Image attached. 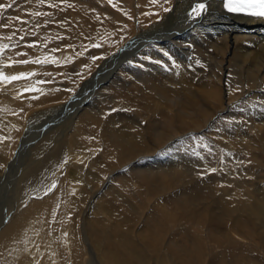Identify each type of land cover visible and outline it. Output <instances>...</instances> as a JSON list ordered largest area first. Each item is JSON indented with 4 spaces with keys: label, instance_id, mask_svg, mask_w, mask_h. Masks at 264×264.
<instances>
[{
    "label": "bare ground",
    "instance_id": "1",
    "mask_svg": "<svg viewBox=\"0 0 264 264\" xmlns=\"http://www.w3.org/2000/svg\"><path fill=\"white\" fill-rule=\"evenodd\" d=\"M197 1L203 0H157L156 3H152L151 0H44L43 3L40 0H13L14 4L10 3L11 7L0 9V32L3 25L10 24L7 29L4 27L5 32L10 34L11 23L13 26L16 23L19 25L22 23V26L27 25L32 33L67 34L69 39L64 40L65 43H72L77 49H74L77 51L74 52L76 55L68 51L71 50L70 48H66L67 52L64 51L65 53L63 52L62 55L59 52L60 55L57 54L58 57H55L53 64L46 68H42L41 65V68H37L32 64L21 66L23 70L28 69L24 72H27L29 77L27 82L29 83L30 80V87L34 92L28 93L29 90H25L28 92H26L23 101L20 98L13 100L11 96L10 99L5 98L11 92H8L6 86H2L5 83L0 81V98L3 99V103H0L10 106L9 113L11 111L14 114V117L8 120L7 117L4 119V116L0 115L2 117L0 120L3 121L5 129L11 122L14 126L13 130L16 132L12 136L11 142L0 141L2 154L6 156V159L2 160L3 173L6 174L5 176H11L12 170L16 169V163L19 161L17 158L20 157L24 148L32 146L33 143H35L36 152L38 151L40 155L44 154L45 149H42L40 145L44 146L48 143V138L54 136L53 131L62 132L63 134L60 135L66 134L69 142H73L72 145L75 147L84 146L83 149L85 148V156L80 154L84 160L81 166H74L70 172L69 169L73 166L71 162L70 165L68 164L64 176L58 175L59 170L54 173L58 175V178L54 175L56 182L53 184L55 188L52 191L41 193L42 198H33L31 195L32 199L26 200L24 206L18 205L15 210L12 209L9 217L7 216L8 211L3 210L5 207L0 209V264H127L130 256L124 258L123 253L120 252L125 249L122 246L113 242L118 245L114 248L111 246L112 244L103 243L106 246L104 250H100L101 247L97 240L92 243L88 239L84 232L86 229L82 228L85 220L80 212L83 207H81L83 204L81 201L89 207L91 201L97 197L96 192L102 190V196L107 197L102 204H105V207H112L110 204L116 200V196H113L114 194L111 196L109 193L111 188L108 185L112 180L118 178L117 175L122 181L118 184L121 189H123L124 182L129 180V176L132 181L139 180L140 183L149 187H156L160 180L169 181L172 176L181 175L184 172L190 173L191 171L186 170L193 167L199 166L208 169L213 162L209 155L210 151H205L204 148L198 146L199 144L203 146L200 143L203 141L199 138L197 142H190L189 136L193 135L192 133L195 131L206 135L205 132H210L212 129L222 136L225 135L227 140L225 142L228 143V146L230 145L229 148L234 146L241 150L240 152L236 151L239 152V162L237 163L240 164L238 167L245 165L241 161L246 157L254 158L253 161H255V163L251 162L253 167H249L250 170L247 171L246 167H243L233 177H231L232 170L226 168V171H222L223 176L220 177L217 174L218 177L224 178L226 186L232 185V187L226 189L227 191L224 190L220 213L218 217L216 215L214 218H219L226 231L230 230L229 227L234 225V222L237 223L239 218L238 220L234 218V208L226 204L230 197L229 200H234L233 203L237 206L243 204L244 201H250L254 203V206L256 204L255 208L257 207V209L253 210H255V214L256 211L257 213L262 212L263 215L261 213L259 217L264 220V196L263 198L257 196L258 201L256 197H253L257 191L259 194L262 192L260 187L263 186V182L259 181L263 179V176H256V171H253L262 165L258 163L261 157H259L260 154L254 144L264 143V17L229 13L222 6V0H210L211 12L202 21L187 30L184 35L171 40L170 38L178 32L180 26L189 20L191 8ZM0 4H2L1 1ZM51 5L56 6L52 7ZM68 7L73 11L67 10ZM164 9L170 10L165 11ZM56 11L58 14H55ZM3 15L5 18H2ZM17 28L19 27L17 26ZM15 29L11 32H15ZM28 29L24 30L29 33ZM20 34L22 33L20 32ZM29 37L23 36L20 41L18 37L14 38L17 40L16 43L9 38L7 42L4 41L3 44L8 46L18 48L20 45L19 49L5 51L4 57L10 63H14L16 58H31L34 61L36 58V53L33 52L34 48L27 47L31 41ZM0 38L2 39L3 36ZM41 48L39 46L36 49L40 51ZM44 49L51 50V46ZM1 54L0 52V56ZM131 56L134 58L129 59ZM115 61L119 63H114ZM114 64L117 67L113 66L114 69H110ZM121 65L123 66L121 67ZM38 77L42 81L49 78L51 82L43 84L37 79ZM97 80L99 81L97 82ZM98 83L107 84H100L101 87L94 95V100H91L90 97L96 91L95 85ZM30 87L25 88L30 89ZM90 88L93 89L92 95L87 94L91 92ZM116 95L123 96L124 100L120 102L125 108L131 106L133 101L139 102V99L144 97L146 99L143 101L144 103L148 102L155 107L159 106L160 109L154 113L151 112L153 115L141 111L139 114L135 112L131 116L124 114V117L121 111L122 113L119 114V117L116 116L114 121L120 122V118L123 117L125 123L115 129L112 126L115 123L112 121L108 123L104 118L107 110L111 107H105L103 101L106 96L114 97ZM68 108L74 109L72 118H70L71 113L64 111ZM118 108L120 109V107ZM3 109L5 110V106ZM154 110L156 109L154 108ZM37 117H42L44 123L48 122V128L33 134L32 121ZM63 120L67 122L62 128L60 124ZM7 124L9 125L7 126ZM98 131L102 132L100 136L102 142L99 141L100 143L94 141L95 137L90 140L88 135V137L84 136L89 134L99 137L96 133ZM148 132L153 133L152 140ZM177 141L179 142L177 143ZM156 143L162 144L163 147L161 145L157 149L156 145L158 144ZM183 143L185 146L180 148ZM100 146L101 148L98 149ZM164 147L168 149L167 151L165 148V156L158 151ZM218 150L221 151L220 148ZM73 154L79 155L76 151H73ZM40 155L33 157L35 160L30 161V158L27 157L28 161L22 164L21 168L18 166L20 170L15 173V175L17 174L16 180H13L16 186L20 185V189L24 188L28 176H31L32 179L38 176L39 166L44 164L47 159ZM217 155L219 156V154ZM77 158L79 159V156ZM178 163L185 165L184 167L178 166ZM122 165L126 167V171H131L132 168L128 177L127 174H125V178L122 177L126 173L120 169ZM49 167L54 170L52 163ZM81 167L86 168V173H82L84 169L81 170ZM67 170L71 174H68ZM196 171L194 173H197ZM252 172L255 174V178L253 176L250 180L247 175H251ZM217 175L214 174L212 177L215 179ZM255 179L257 180L254 181ZM106 182L108 183L102 186ZM223 184V181L217 180V183L212 186L221 188ZM190 186L186 188L184 185L185 189L180 193H194L198 197L200 192L198 194L196 192L197 185ZM199 186L201 187V185ZM123 193L126 192L123 191ZM15 198L17 197L15 196ZM171 202L176 201L172 200ZM159 204H157L158 207H160ZM209 205H207L208 211L201 210L200 213L194 211L191 214H198L204 221L205 216L210 213V209L212 210V207L209 209ZM150 209H153L152 213L154 214H151L148 219H144L145 222L148 221V225H153L155 219L156 222L157 220L167 222L166 218H161L167 216L164 210L163 214L155 215L158 210L154 207ZM215 211L217 213L219 210ZM240 214L244 219L242 223L249 229V214L242 215L241 212ZM192 216L196 218L195 215ZM196 221L198 222L197 219ZM211 229L212 227L209 230ZM186 232L185 235L183 234L184 241L189 243L192 240L198 245V248L190 246L192 245L190 243L186 246L176 245L188 256V264H262L263 262H259L258 256L248 252L250 250L237 251L244 246L239 244L238 239L229 242L230 247H227L229 256L225 258L228 261L224 259L225 255L222 256L220 253L210 258L205 250L206 241L199 229L193 227L192 231ZM190 232H193V236L190 235ZM172 235L173 233H171ZM229 236H231L230 233ZM172 239L174 238L168 237V242L163 241L169 244L172 243ZM251 248L253 249V247ZM114 249L119 251L116 252ZM223 253L225 254V252ZM211 254L214 255L213 252Z\"/></svg>",
    "mask_w": 264,
    "mask_h": 264
},
{
    "label": "rangeland",
    "instance_id": "2",
    "mask_svg": "<svg viewBox=\"0 0 264 264\" xmlns=\"http://www.w3.org/2000/svg\"><path fill=\"white\" fill-rule=\"evenodd\" d=\"M1 3L3 5H9L10 3L11 4H14L12 3L13 0H0ZM6 8V7H5ZM70 11H73L72 8H69L67 10ZM1 13V11H0ZM55 14H58V12L56 11ZM6 15V14H5ZM5 15H3L4 17L2 18H5ZM5 20V19H4ZM24 21V20H22ZM10 25V24H9ZM8 25V26H9ZM5 27V29L8 28ZM17 26L19 28H17ZM3 29V33H2V30H1V34H0V37L3 36V38L1 39L0 38V44L2 45L4 43V41H8V38L10 37L11 40H13L15 43H16V39L14 38H17L18 37V40L20 41V39L23 37V36H30L29 38L31 39V41L29 42L28 46L29 45H32L31 47H29L30 49L34 48L33 52L36 53L35 56L36 58L34 59V61L31 59V58H16L14 60V63L10 61H8L6 59V57H4L5 55V51H9L10 49H16L17 47L15 46H11L9 48H6L3 50V52H1L3 54V57H2V54L0 56V67L2 66V68H0V72H3L5 75L7 76H12V75H20L21 73H23L24 71H27L28 69L25 68V70H23V66L25 67V65H34L35 67L37 68H41V66H43L42 68H46V67H49L53 64V60H55V57H58V53L61 52V55L64 54L65 52H67V49H71V50H68V51H71V54H73L74 52L76 53L77 49L74 48L75 46H73L72 43H65L64 40H68V35L67 34H58V35H54V34H45L43 35L42 33L40 34H37V33H32L30 31V28L28 29L27 28V25L25 26H22V23L19 25L18 23H16L15 26H13V24L11 23V31L13 29H15V32H11L10 31V34H7L4 29V27H2ZM24 29H28L29 30V33H27V31H25ZM18 30V31H17ZM22 30V31H21ZM25 31V32H24ZM17 32V33H16ZM20 32L22 34H20ZM26 34H24V33ZM19 33V34H18ZM45 33V32H44ZM52 33V32H51ZM12 34V35H11ZM7 35V36H6ZM22 35V36H21ZM67 35V36H66ZM6 36V39H4ZM9 36V37H8ZM16 36V37H15ZM40 36V37H38ZM53 36V37H52ZM8 37V38H7ZM62 37V38H61ZM33 38V39H32ZM36 38V39H35ZM47 39V40H46ZM52 39V40H51ZM3 40V41H2ZM49 40V41H48ZM34 41V42H33ZM36 41V42H35ZM56 41V42H55ZM22 42V41H21ZM20 42V43H21ZM32 42V43H31ZM40 42V44L42 43V45L38 44ZM43 42H45V44H43ZM19 43V42H17ZM34 43V44H33ZM38 45H37V44ZM53 43V44H52ZM22 44V43H21ZM62 44H66L65 46L62 45ZM17 45V44H16ZM49 45L51 46V50L50 49H44V48H48ZM39 46H41L42 50L38 51L36 48H38ZM20 47V45H19ZM19 47L17 49H19ZM64 47V49H63ZM54 48V49H53ZM67 48V49H66ZM36 49V50H35ZM44 49V50H43ZM76 49V50H74ZM49 50V51H48ZM52 53H51V52ZM65 51V52H64ZM40 52V53H39ZM64 52V53H63ZM74 53V55H76ZM57 55V56H54V55ZM60 55V53H59ZM53 56V57H52ZM83 57L85 55H82ZM134 56V55H133ZM136 56V55H135ZM39 57V58H38ZM41 57V58H40ZM3 58V59H2ZM51 58V59H50ZM54 58V59H53ZM131 58H134V57H129V59ZM31 59V61H30ZM21 60H29L30 62L27 63V64H23V63H19V61ZM37 61H45L47 60L48 62L44 63V62H41V63H37ZM71 60V59H70ZM4 61V62H3ZM127 62V60H125ZM7 62V64H6ZM32 62V63H31ZM19 63V64H18ZM114 63H119L118 61L114 62ZM5 64V65H4ZM61 64V63H60ZM123 64V63H122ZM17 65V66H16ZM19 65V66H18ZM41 65V66H40ZM45 65V66H44ZM48 65V66H46ZM124 65V64H123ZM121 65V67L123 66ZM22 66V67H21ZM40 66V67H39ZM117 67L116 64L112 65L110 67V69H114V67ZM17 67V68H16ZM22 68V69H18V68ZM113 67V68H112ZM121 67H118L119 69ZM7 68V69H6ZM2 69V70H1ZM5 70V71H4ZM40 69H38L39 71ZM41 71V70H40ZM25 74L27 72H24ZM27 78V79H26ZM23 79V80H22ZM29 79L28 77V74L27 76L25 75L23 78L21 79H18L17 81H13V82H5V81H2V83L5 85H2V86H6L8 88V92L10 94H8V97L6 96L5 98L7 99H10L9 97L11 96L13 100H16L15 98H20L21 101L24 100V96L27 94L26 92L28 91H25V90H29L28 93L30 92H33L32 91V88L30 87V80H29V83L27 82ZM39 79V81L43 84H49L48 82H51L49 80V78H45L44 81H42L39 77L37 78ZM43 79V78H42ZM23 82V83H19V82ZM99 80H97L98 82ZM8 83V84H7ZM27 83V84H25ZM35 83V82H34ZM20 84V85H19ZM36 84V83H35ZM104 85V84H107V83H98L95 85L96 88V91L94 92V94L92 93L93 92V89L90 88L89 90H91L90 93H87V94H90L92 95L90 97V99L94 100V95L96 94L97 91H99L101 85ZM10 85V86H9ZM14 85V86H12ZM17 85V86H16ZM22 85V86H21ZM29 85V86H28ZM42 85V84H41ZM99 85V86H98ZM16 86V87H15ZM20 86V87H19ZM24 87V88H23ZM30 87V89H27V88ZM20 88V89H18ZM10 89V90H9ZM15 89V90H14ZM13 93V94H12ZM15 93V95H14ZM34 93V92H33ZM21 94V95H20ZM17 95V96H16ZM22 96V97H21ZM87 96V95H86ZM26 97V96H25ZM110 97V98H109ZM109 97H105L104 99V106L105 107H111V109H108L107 110V113H106V116L104 117L105 119H107L108 123L110 121H112L113 123H115V125L113 124L112 126L115 128L117 127H121L124 123H125V120L122 119L124 117V114L126 115H133L135 114H139L141 111H145V112H148V114H150L151 112L154 113L155 111H158L160 108L159 106H154V105H150V103L146 102L147 105H145L146 103H144L143 101L146 100L144 99V97H141L139 99V102H136V101H133V103H131L130 105L131 106H128V108H125L123 107V96H120V95H116V96H109ZM113 97V98H111ZM22 98V99H21ZM89 99V100H90ZM2 98H0V102H2ZM115 101V102H114ZM122 101V102H120ZM112 102V103H111ZM3 103V102H2ZM2 103H0V115H2V117L4 116V119H6L7 117V120L9 118H13L14 117V114L10 111L9 113V110H10V106H8L7 104L3 105ZM114 103V104H113ZM121 103V104H120ZM141 103V104H140ZM140 104V105H139ZM111 105V106H110ZM116 105V106H115ZM143 105V106H142ZM3 106H5V110L3 108ZM120 107V109L118 107ZM144 108H142V107ZM150 106V108H148ZM9 107V108H8ZM142 108V109H141ZM148 108V109H147ZM154 108L156 110H154ZM119 109V110H118ZM135 110V111H134ZM137 110V111H136ZM66 113H71L70 114V118H72V115H73V112H74V109L73 108H68L67 110H64ZM123 113H122V112ZM5 112V114H4ZM8 113V114H7ZM122 113V116L119 120L120 122H117V121H114L116 116L119 117V114ZM150 114V115H153V114ZM11 114V115H10ZM65 116V115H64ZM68 116V115H67ZM104 116V115H103ZM0 116V118H2ZM117 117V118H118ZM127 117V116H126ZM67 118V117H66ZM70 120V119H69ZM44 121L42 117H37L36 119H34L32 122V126H31V130L34 131L33 134H35L36 132H41L44 131L45 129L44 128H48V122L47 123H44L42 122ZM67 122V121H65ZM64 120L63 122H61L60 124V127L63 128L64 124H65ZM0 141L2 140V142H5V143H9L11 142V140L13 139V135L16 133L15 130H13L14 126L11 122H9V124H7L8 127H6L5 129V126L3 127V121L0 120ZM119 123V124H118ZM120 125V126H119ZM40 126V128H39ZM35 130H34V128ZM37 128V129H36ZM115 128V129H116ZM4 129V130H3ZM12 130V131H11ZM11 131V132H10ZM14 131V132H13ZM59 131H53V134L54 136L51 137V138H48V143L46 145L43 146L40 145V147L42 149H45V152L44 154H41L42 155V158H47L46 161H44V164L40 165L39 166V174L38 176H35L32 177L28 176L27 177V180H26V183H25V186L23 189H20V185H15V181L16 180V175L15 173H18V170H20L19 168H21L22 164H24L26 161H28L27 159L30 160H35L34 158L37 156H39L40 154H38V151L36 152L37 149H34L35 146L33 143L32 146L30 147H27V148H24L20 157H18L17 159L19 160L15 166L16 169H13L12 172H11V176H5L6 174L3 173L2 171V167H4L2 164H3V159L5 160L6 159V156H4L2 154V149L0 147V178L2 176V178L0 179V204H1V207L0 209L2 210V207H5L3 208V210H7L9 213L7 216H11V211L12 209L15 210L18 205H21V206H24L25 203H26V200H30L32 199L31 197L33 196V198H42L41 193L43 192H50V190L52 191L55 186H53L54 182H56V178H58L57 176L59 175L60 177L61 176H64V173L66 172V168L68 166V164L70 165L73 164V166L70 167V172L74 169V166H81L82 165V161L84 162L82 156L84 157L85 156V148L83 149L84 146H82L81 148L79 147H75V145H72L73 142H69L66 134L65 135H60V134H63L62 132H59ZM99 132V131H98ZM96 132L98 134L99 137H96V136H92V135H89V134H86L84 136L90 138V140H93V138L95 139L94 141L96 143H100L102 142L101 141V138L100 136L102 135V132ZM208 132V133H207ZM205 132L206 135L202 132H193L191 136H189L190 138V142H197V139H201L203 142H200L203 144L199 145L198 146H201V148H204L205 151L208 150L210 151L209 152V155L212 157V161L211 162V166L208 168V169H204V167H193L191 168L190 170H186V171H191L190 173L189 172H184L183 174H178L177 176H172L170 177V180H166V179H163V180H160V183H158V185L156 187H149L148 185H145L144 183H140V181L138 180H135V181H132V179H130L131 177L129 176V173L132 172V168L130 169L131 171H126L125 170V166L122 165V167L120 169L124 170V173L122 175V177L125 178V174H127V177L128 179L130 180H126L124 182V185L123 184V189H121L120 187H118V184L121 181V179L119 178V175L118 178H116L115 180H112V182L108 185L111 189H110V194L111 196H116V200L113 201L110 205L112 207H105V204H102L104 203L103 201L107 199L106 196H102V190H98L96 192V198H94L92 201H91V204L89 207L86 206V203L81 201L83 204L81 205V216L82 218H84V223H86L84 225L83 223V226L82 228H84V232L85 234L88 236V239L93 243L97 240L98 242V245L100 248V250H104L105 248V244L103 243H106V244H112L111 246H113L115 248V246H122L124 249V251H120L123 253V256L124 258H126L127 256H130L128 257L129 258V262L127 264H188V256L186 255V253L184 254L183 251L179 250V247H176L177 246H186V245H190V246H193V247H196L198 248V245H196L195 243H193V241H189L188 242H185L184 241V238L183 236L185 235V233H187L186 231H192L193 227L195 229H199V231L201 232V234L204 236V239H205V250H206V253H207V256L208 257H213V256H216L218 253H220V255L224 256V259L229 256V252H228V248L230 247V244L229 242H231V240H235V239H238L237 241H239L240 245H244L243 248H239V250L237 251H240V252H245L246 250H250L248 252H252L253 255H256L258 256L259 258V262H262V264H264V220L261 219L262 217H259L261 215H263L262 212H258L256 211V214H255V210L253 209H257V207L255 208L254 206V203H251L250 201L247 203L246 201L243 202V204H239L238 206L233 203L234 200L230 199L229 198L227 199V202L226 203L227 205H230L231 207L234 208V218L238 220L237 223L235 224L234 222V225H232L231 227H229L230 230L227 229H224V227L222 226L219 218H214L218 217L219 213H220V208L223 204V199H222V196H223V192L224 190L228 189L229 187H232L231 186H226L225 185V180L224 178H220L222 175V171L226 169H229V170H232L231 173H232V176L233 177L235 175V173H239L243 167H246V170H250L251 167H253L252 163H255L254 158H250V160H248L249 158L246 157L244 158L241 162H243V164L245 163V165L243 167H238L240 163H237L239 162V152L241 151L239 147H234V146H231L229 148L228 146V143H226L225 141L226 138H225V135L222 136L220 135V133H216V131L210 129V132L207 131ZM212 132V133H211ZM58 135H57V134ZM69 133V132H67ZM215 133V134H214ZM8 134V135H6ZM56 134V135H55ZM147 134V133H146ZM148 134L150 135V138L152 140V138H154V135L153 133L151 132H148ZM219 136H218V135ZM88 135V136H87ZM213 135V137H212ZM11 138H9V137ZM216 136V137H215ZM7 137V138H6ZM212 139H211V138ZM221 137V138H220ZM47 138V137H46ZM45 138V139H46ZM67 138V139H66ZM208 138H210L209 140H207ZM224 138V139H223ZM44 139V140H45ZM56 139V140H55ZM8 140V141H7ZM52 140H54L52 142ZM71 140V139H70ZM213 140V141H212ZM216 140V141H215ZM7 141V142H6ZM74 141V140H72ZM100 141V142H99ZM218 141V142H217ZM221 141V142H220ZM52 142V143H50ZM179 141H177L178 143ZM225 142V143H224ZM259 142V141H258ZM55 143V144H54ZM185 143V142H184ZM184 143L180 146V148H182L184 145ZM216 143V144H215ZM218 143V144H217ZM222 143V144H221ZM50 144H52V146H50ZM69 146H68V145ZM158 145H156L155 147L158 149L159 146H161L162 144L160 143H156ZM61 145V146H60ZM72 145V146H71ZM258 151V153L260 154L259 157L263 158L261 159L260 158V161L258 163H261L262 165L261 166H256L258 167L257 169H255L253 172L256 171V176H260L262 177L263 179L259 180L261 182H263V186L260 187V190L263 192L264 191V143L262 142H259L257 144H254ZM43 146V147H42ZM46 146H47V149H46ZM50 146V147H49ZM223 146V147H222ZM59 147V148H58ZM72 147H73V151H76L79 155L77 154H73V151H72ZM163 147V145H162ZM262 147V148H261ZM29 148V149H28ZM38 148V147H37ZM101 146L98 148L100 149ZM165 148H161L159 149L158 151H160V153H162L164 156L166 154V151H165ZM221 149L218 150V149ZM223 148V150H222ZM233 148H236V149H233ZM83 149V150H82ZM229 149V150H228ZM260 149V150H259ZM166 150L168 151V149L166 148ZM218 150V151H217ZM225 150V151H224ZM239 151L238 153L236 151ZM29 151V152H28ZM71 151V152H70ZM224 151V152H223ZM227 151V152H226ZM234 151V152H233ZM36 155H34L35 153ZM51 152V153H50ZM221 152V154H220ZM226 152V153H225ZM34 153V154H33ZM225 153V154H224ZM228 153V154H227ZM233 155H232V154ZM51 154V155H50ZM82 156H81V155ZM84 154V155H83ZM219 154V156L217 155ZM40 155V157H41ZM216 155V156H215ZM228 155V156H227ZM52 156V157H51ZM77 156H79V159L77 158ZM164 156H162V158L164 159ZM222 156V157H221ZM3 157V158H2ZM28 157V158H27ZM34 157V158H33ZM49 157H51L49 159ZM81 157V158H80ZM27 158V159H26ZM73 158V159H71ZM191 158V157H190ZM237 159V160H236ZM24 160V162H23ZM71 160V161H70ZM74 160V161H73ZM162 160V159H161ZM160 160V161H161ZM236 160V162H235ZM263 160V161H262ZM48 161V162H47ZM165 161V160H164ZM33 162V161H32ZM74 162V163H73ZM215 162V163H214ZM232 162V163H231ZM252 162V163H251ZM49 163V164H48ZM51 163L54 165V170H52L49 166H51ZM81 163V164H80ZM19 164V165H18ZM75 164V165H74ZM235 164V165H234ZM238 164V165H236ZM63 165V166H62ZM65 165V166H64ZM184 163H178V166H183L184 167ZM18 166H20L18 168ZM263 166V167H262ZM47 167V168H46ZM63 167V168H62ZM224 167V168H223ZM250 167V168H249ZM41 168V169H40ZM60 168V169H59ZM62 168V169H61ZM82 168L84 170H82ZM87 168V166H86ZM86 168L85 167H81V170H82V173H86ZM196 168V169H195ZM226 168V169H225ZM242 168V169H241ZM261 168V169H259ZM213 169L215 171H213ZM239 169V170H238ZM245 169V168H244ZM59 170V171H58ZM67 170V172L69 171ZM197 170V171H196ZM205 170V171H204ZM252 170V169H251ZM259 170V172H257ZM53 171V172H52ZM56 171H58V175L57 174H54ZM193 171V172H192ZM197 172V173H194V172ZM63 172V173H62ZM251 172V171H250ZM251 173V175H247L248 176V179L251 180V178L254 176L255 178V174L254 173ZM52 173V175H50ZM61 173V175H60ZM182 173V172H181ZM194 173V174H193ZM68 174H71L68 172ZM174 174V173H173ZM190 174V176H189ZM219 175L220 177L215 176L216 178L214 179V177H212V175ZM54 175L56 176V178H54ZM192 175V176H191ZM198 175V176H197ZM13 176V177H12ZM15 176V177H14ZM187 176V177H186ZM211 178H210V177ZM126 177V178H127ZM226 177V176H225ZM213 178V179H212ZM14 179V180H13ZM228 179V178H226ZM5 180V181H4ZM193 180V181H192ZM208 180V181H207ZM214 180V181H213ZM217 180H221L223 181V187L221 188H215L214 184L217 183ZM229 180V179H228ZM227 180V182H228ZM257 179H255L254 181H256ZM119 181V182H118ZM8 183V184H7ZM108 182L106 183H103L102 186L106 185ZM130 183V184H129ZM190 183V184H189ZM205 183V184H204ZM20 184V183H18ZM117 184V185H116ZM160 184V185H159ZM187 184V185H186ZM189 184V185H188ZM209 184V185H208ZM211 184V185H210ZM261 184V185H262ZM10 185V186H9ZM115 185V186H114ZM137 185V186H136ZM186 188H189L191 187L190 185L194 186V185H197V188H196V192L198 194V192H200L197 196H195L194 193H180L181 190H184L185 187ZM201 185V187L199 186ZM205 185V186H203ZM208 185V187H207ZM27 186V187H26ZM128 186V187H127ZM189 186V187H188ZM211 186V187H210ZM14 187V189H13ZM116 187V188H115ZM52 188V189H51ZM133 190H132V189ZM162 188V189H160ZM201 188V189H200ZM214 188V189H213ZM46 189V190H45ZM117 189V190H116ZM155 189V190H154ZM206 189V191H205ZM207 189H208V192H207ZM6 190H9V191H6ZM15 190V192H14ZM20 190V191H18ZM25 190V192H24ZM132 190V191H131ZM137 190V191H136ZM164 190V191H163ZM202 190V191H201ZM210 190V192H209ZM217 190V191H216ZM259 190V191H260ZM126 192L125 194L123 193ZM150 191V192H149ZM156 191V192H155ZM227 191V190H226ZM12 192V194H10ZM17 192V193H16ZM19 192V193H18ZM120 192V193H119ZM206 192V194H205ZM262 192H259L257 191L256 194H253L254 196L253 197H256V200L258 201V197H261L263 198L264 196V193L262 194ZM40 193V194H39ZM158 193V194H157ZM179 193V194H178ZM204 193V194H203ZM208 193V194H207ZM221 193V194H220ZM225 193H228V192H225ZM255 193V192H254ZM17 194V195H16ZM26 194V195H25ZM128 194V195H127ZM177 194V195H176ZM233 193L231 192V195ZM14 195V196H13ZM19 195V197H18ZM32 195V196H31ZM147 195V196H146ZM149 195V196H148ZM176 195V196H175ZM188 195V196H187ZM3 196V197H2ZM5 196V197H4ZM15 196L17 198H15ZM37 196V197H36ZM101 196V197H100ZM191 196V197H190ZM201 196V197H200ZM2 197V199H1ZM11 197V199H10ZM27 197V198H25ZM123 197V198H122ZM127 197V198H126ZM205 198V199H202V198ZM14 198V199H13ZM98 198V199H97ZM174 198V199H173ZM197 198V199H196ZM5 199V200H4ZM13 199V200H12ZM17 199V200H16ZM101 201H100V200ZM170 199V200H168ZM176 201L174 203H172L171 201L172 200ZM2 200V201H1ZM99 200V201H98ZM141 200V201H140ZM202 200V202H201ZM25 201V202H24ZM96 201V202H95ZM140 201V202H139ZM169 201V202H168ZM212 201V202H211ZM5 202V203H4ZM13 202V203H12ZM22 202V203H21ZM111 202V201H110ZM109 202V203H110ZM115 202V203H114ZM117 202V203H116ZM205 202V203H203ZM206 202L207 205L210 204L209 206V209L212 207V210L210 209V213H208L205 218H204V221H202L200 219V216L198 214H191L193 213L194 211L196 212H199L201 210H204L205 211H208V206L206 205ZM232 202V204H231ZM3 203V204H2ZM97 203V204H96ZM119 203V204H118ZM159 204L160 207L157 206V204ZM164 203V204H163ZM200 203V205H199ZM214 203V204H213ZM222 203V204H221ZM14 204V206H13ZM95 204V205H94ZM102 204V205H101ZM150 204V205H149ZM225 204V205H226ZM235 204V205H234ZM246 204V205H244ZM17 205V206H16ZM104 205V206H103ZM128 205V206H127ZM142 205V206H141ZM162 205V207H161ZM199 205V206H198ZM13 206V207H12ZM117 206V207H116ZM119 206V207H118ZM179 206V207H178ZM203 206V207H202ZM237 208H236V207ZM11 207V209H10ZM100 207V208H99ZM154 207L155 209H157L158 211L155 213V215H158V214H163V210L166 212L167 216H164V217H161V218H166L167 222L165 220H157L156 222V219L153 221V225H148L147 222L144 221V219H148V217L151 216V214L153 215L154 213L153 212V209H150ZM157 207V208H156ZM99 208V209H98ZM125 208V209H124ZM127 208V209H126ZM138 208V209H137ZM165 208V209H164ZM89 209V210H88ZM109 209V210H108ZM170 209V210H169ZM175 209V211H174ZM118 210V211H117ZM127 210V211H126ZM160 210V211H159ZM215 210H219L216 211ZM239 210V211H237ZM243 210V211H242ZM173 213H172V212ZM86 212V214H85ZM104 212V213H103ZM106 212V213H105ZM186 212V213H185ZM240 212L242 213V215H248L249 220V229L247 226H245L244 223H242L244 220L243 219V216H241ZM116 213V214H115ZM172 213V214H171ZM262 213V214H261ZM15 214V213H14ZM112 214V215H111ZM170 214V215H169ZM239 214V215H238ZM261 214V215H260ZM154 215V216H155ZM191 217H190V216ZM192 215H195L196 218H194ZM215 215V216H214ZM236 215V216H235ZM108 216V217H107ZM139 216V217H138ZM172 216V217H171ZM183 216V217H182ZM211 216V217H210ZM116 217V218H115ZM87 218V219H86ZM96 218V219H95ZM99 218V219H98ZM156 218V217H155ZM194 218V221H192V219ZM242 218V219H241ZM103 219V220H102ZM106 219V220H105ZM109 219V220H108ZM196 219L198 220V222L196 221ZM234 219V220H235ZM246 219V218H245ZM90 220V222H89ZM187 220V221H186ZM190 221V223H189ZM212 221V222H211ZM89 222V223H88ZM108 222V223H107ZM128 222V223H127ZM162 222V223H161ZM247 222V223H248ZM136 223V224H135ZM156 223V224H155ZM170 223V224H169ZM173 223V224H172ZM210 223V224H209ZM90 224V225H89ZM173 226H172V225ZM179 226H178V225ZM192 224V225H191ZM220 224V225H219ZM241 224V225H240ZM243 224V225H242ZM253 224V225H252ZM148 225V226H147ZM155 225V226H154ZM166 225V226H165ZM197 225V226H196ZM240 225V226H239ZM1 226V225H0ZM141 226V227H140ZM154 226V227H153ZM172 226V227H171ZM178 226V227H177ZM186 226V227H185ZM193 226V227H192ZM212 229L209 230L211 227ZM221 226V227H220ZM151 227V228H150ZM160 229H159V228ZM180 227V228H179ZM214 227V228H213ZM239 228V229H236V228ZM192 228V229H191ZM219 228V229H217ZM222 228V229H221ZM244 228V229H243ZM114 229V231H113ZM161 230V231H157V230ZM207 229V230H206ZM243 229V230H242ZM112 230V231H111ZM141 230V231H140ZM164 230V231H163ZM168 230V231H167ZM174 232H173V231ZM177 230V232H176ZM183 230V231H182ZM232 230V231H231ZM88 231V232H87ZM101 231V232H100ZM171 231V232H170ZM216 231V232H215ZM226 231V232H225ZM238 231V232H237ZM245 231V232H244ZM91 232V233H90ZM180 232V233H179ZM226 234H225V233ZM115 233V234H114ZM118 233V234H117ZM171 233H173V235L171 236ZM175 233V234H174ZM229 233L231 236H229ZM92 234V235H91ZM184 234V235H183ZM218 234V235H217ZM222 234V235H221ZM91 235V236H90ZM170 235V236H169ZM179 235V236H178ZM190 235L193 236V232H190ZM97 236V237H96ZM249 236V237H248ZM148 237V238H147ZM163 237V238H162ZM168 237L170 238H174L172 239V243L175 242V244H172V243H169L167 244L168 242ZM92 238V239H90ZM113 238V239H112ZM141 238V239H140ZM177 238V239H176ZM222 238V239H221ZM224 238V239H223ZM229 238V239H228ZM108 239V240H107ZM137 239V240H136ZM166 239V240H165ZM213 239V240H212ZM93 240V241H92ZM167 241L166 243L164 241ZM177 240V241H176ZM228 240V241H227ZM249 240V241H248ZM119 241V242H118ZM219 241V242H218ZM115 242V243H113ZM140 242V244H139ZM213 242V243H212ZM178 243V244H177ZM185 243V244H184ZM258 243V245H257ZM101 244V245H100ZM167 244V245H165ZM182 244V245H181ZM104 245V246H102ZM164 245V246H163ZM196 245V246H195ZM209 246V247H208ZM215 246V247H214ZM229 246V247H228ZM253 247V249L251 247ZM228 247V248H227ZM174 248V249H173ZM217 248V249H216ZM177 249V250H176ZM214 249V250H213ZM216 249V250H215ZM116 250V252H118L119 250L117 249H114ZM199 250H201L199 248ZM213 250V251H212ZM129 251V252H128ZM143 251V252H142ZM177 251V252H176ZM180 251V252H178ZM211 251V252H210ZM236 251V252H237ZM125 252V253H124ZM165 252V253H164ZM214 253L211 254V253ZM225 252V254L223 253ZM227 252V253H226ZM181 253V254H180ZM216 253V254H215ZM258 254V255H257ZM119 256V254H117ZM186 255V256H185ZM134 257V258H133ZM262 257V258H261ZM227 260V259H225ZM228 261V260H227ZM163 262V263H162ZM208 262V261H207ZM113 264V263H112ZM116 264V263H115Z\"/></svg>",
    "mask_w": 264,
    "mask_h": 264
},
{
    "label": "snow or ice",
    "instance_id": "3",
    "mask_svg": "<svg viewBox=\"0 0 264 264\" xmlns=\"http://www.w3.org/2000/svg\"><path fill=\"white\" fill-rule=\"evenodd\" d=\"M40 2L43 3L44 0H40ZM151 2L156 3L157 0H151ZM51 6L55 7L56 5H51ZM222 6L225 9H227L229 13L241 14V15H246V16H254V17H264V0H222ZM4 7H11V4L9 5L0 4V9ZM164 10L169 11L170 9H164ZM192 11L193 13H195V15L199 16L202 14L203 11H206V5L203 3H197ZM3 26L7 27L8 25L5 24ZM31 46L32 45H29V47ZM6 48H8L7 44L0 45V52H2ZM36 62L46 63L48 61L45 60V61H36ZM19 63L26 64V63H29V61L21 60L19 61ZM25 75L27 74L21 73L20 75L7 76L3 72H0V81H5V82L10 83L12 81L23 78ZM213 171L215 170L213 169Z\"/></svg>",
    "mask_w": 264,
    "mask_h": 264
}]
</instances>
